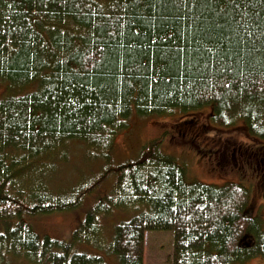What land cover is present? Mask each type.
<instances>
[{
	"label": "trees",
	"instance_id": "16d2710c",
	"mask_svg": "<svg viewBox=\"0 0 264 264\" xmlns=\"http://www.w3.org/2000/svg\"><path fill=\"white\" fill-rule=\"evenodd\" d=\"M0 81L36 82L0 99V264L14 254L34 264H105L75 242L98 246L100 216L131 206L136 213L98 246L119 264H143L145 233L155 230L173 234L171 264L264 254L244 185L189 180L161 151L163 135L134 158H112L133 112L210 106L212 121L242 120L264 138V0H0ZM76 139L100 166L69 188L51 186L54 164L40 160ZM111 174V190L87 208L71 242L40 237L22 218L70 210Z\"/></svg>",
	"mask_w": 264,
	"mask_h": 264
},
{
	"label": "rangeland",
	"instance_id": "374dc122",
	"mask_svg": "<svg viewBox=\"0 0 264 264\" xmlns=\"http://www.w3.org/2000/svg\"><path fill=\"white\" fill-rule=\"evenodd\" d=\"M35 87V81L24 85H10L6 81H0V99L31 92ZM211 116L210 106L191 111L174 109L165 114L149 116H140L133 112L127 126L118 130L115 135L112 158L115 163L134 158L146 141L163 135L161 151L184 166L189 180L217 186L236 182L248 188L250 204L247 212L254 217L259 230L264 231V180L260 177L264 172V164L262 166L260 163V155L255 157L256 154H253L264 151V138L250 134L242 120L221 125L212 121ZM62 151L64 155L55 153L51 159L43 157L40 160L54 164V169L50 170L51 175L45 176L53 187L69 188L76 185L84 180L82 174L97 170L101 164L99 159L88 158L86 144L81 140L68 141ZM257 165L260 170H257ZM113 180V174L109 175L100 184L92 187L83 196L81 203L70 210L32 216L23 214L22 218L31 223L40 237L48 235L71 242L72 232L80 224L87 208L97 198L109 193ZM136 211L134 206L116 208L111 214L100 216L102 231L98 246L99 242L105 244L110 240L113 224L119 220H127ZM17 219L18 217H13L12 224ZM245 239L252 244L255 233L247 234ZM75 245L79 251L102 256L105 264H119L118 257L103 247L85 242H75ZM172 252L171 231L155 230L145 233L143 264H171ZM10 256L9 264H34L20 254ZM235 264H264V254Z\"/></svg>",
	"mask_w": 264,
	"mask_h": 264
},
{
	"label": "flooded vegetation",
	"instance_id": "af4514ba",
	"mask_svg": "<svg viewBox=\"0 0 264 264\" xmlns=\"http://www.w3.org/2000/svg\"><path fill=\"white\" fill-rule=\"evenodd\" d=\"M239 149H240V147H239ZM233 151H236V150L233 149ZM253 154H256L255 157H257V156L259 157V155L261 156L259 160H260L261 165L263 166V164H264V151L254 152ZM257 170H260V167H258V165H257ZM260 177H261V180H264V172L261 173ZM255 216H257V215H255Z\"/></svg>",
	"mask_w": 264,
	"mask_h": 264
}]
</instances>
